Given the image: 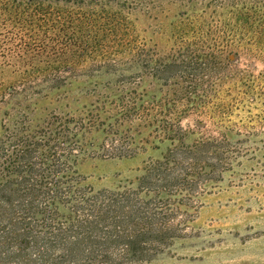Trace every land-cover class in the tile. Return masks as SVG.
I'll return each mask as SVG.
<instances>
[{"label":"rangeland","instance_id":"374dc122","mask_svg":"<svg viewBox=\"0 0 264 264\" xmlns=\"http://www.w3.org/2000/svg\"><path fill=\"white\" fill-rule=\"evenodd\" d=\"M171 3L59 89L0 62V264H264V49L197 58Z\"/></svg>","mask_w":264,"mask_h":264},{"label":"trees","instance_id":"16d2710c","mask_svg":"<svg viewBox=\"0 0 264 264\" xmlns=\"http://www.w3.org/2000/svg\"><path fill=\"white\" fill-rule=\"evenodd\" d=\"M166 1L0 0V62L21 76L22 83L36 80L59 89L60 70L104 69L113 64L112 56L157 47L148 28L138 27L139 15H163ZM172 2L170 23L156 17L152 21L158 31L166 26L170 40L182 43L173 46L192 49L197 58L211 49H264V0H252L250 5L246 0H205L201 9L196 8L197 0ZM186 39L195 42L185 43ZM25 233L14 235L29 238ZM49 246L38 253L39 261L51 260ZM69 247L63 249V259L72 255Z\"/></svg>","mask_w":264,"mask_h":264}]
</instances>
